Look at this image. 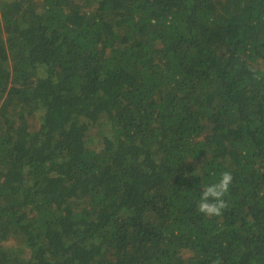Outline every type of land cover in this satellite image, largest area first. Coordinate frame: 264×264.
Returning a JSON list of instances; mask_svg holds the SVG:
<instances>
[{
    "label": "trees",
    "instance_id": "trees-1",
    "mask_svg": "<svg viewBox=\"0 0 264 264\" xmlns=\"http://www.w3.org/2000/svg\"><path fill=\"white\" fill-rule=\"evenodd\" d=\"M0 264H264V0H0Z\"/></svg>",
    "mask_w": 264,
    "mask_h": 264
},
{
    "label": "rangeland",
    "instance_id": "rangeland-1",
    "mask_svg": "<svg viewBox=\"0 0 264 264\" xmlns=\"http://www.w3.org/2000/svg\"><path fill=\"white\" fill-rule=\"evenodd\" d=\"M109 127H105L104 130H108ZM93 133L97 134L100 131V127H92L91 130ZM8 245H15L18 247H22V245L19 243V241L17 242L16 240H11V242L7 243Z\"/></svg>",
    "mask_w": 264,
    "mask_h": 264
}]
</instances>
